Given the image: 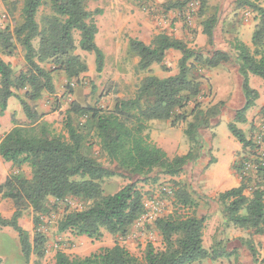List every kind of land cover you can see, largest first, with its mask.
<instances>
[{
  "label": "trees",
  "instance_id": "obj_1",
  "mask_svg": "<svg viewBox=\"0 0 264 264\" xmlns=\"http://www.w3.org/2000/svg\"><path fill=\"white\" fill-rule=\"evenodd\" d=\"M182 1H174L168 9L179 10L190 0ZM197 1L201 15L206 0ZM236 3L238 8L252 12L256 23L250 46L237 40L232 43L235 58L219 50L205 55L165 33L156 35L148 45L138 39H129L128 50L138 59L137 70L146 74L134 96L127 100L115 98L109 110L72 101L64 115V137L53 130L30 102L40 101L45 93H54L56 73L65 76V88L72 93V81L87 72L86 63L76 54L77 48L93 54L95 71L102 73L104 55L95 43L98 30L93 13L86 10L84 0H23L21 24L12 31L0 32L1 51L12 55L16 42L22 47L27 66L26 72L14 76L11 66L0 57V117L7 110L9 99L13 98L19 103L27 123L17 125L12 119L13 127L0 137V158L14 169L0 185L1 197L14 205L9 219L0 216V227L11 228L17 234L26 261L31 256L41 260L45 255L47 238L38 231V225L42 217L50 215L49 200L54 201L53 209L67 198L86 204L82 210L64 211L57 223V231L61 234L69 233L92 241L101 240L104 232L126 237L145 214L143 195L134 183L105 195L102 183L114 173L88 155L86 147L91 145L92 139L96 140L111 164L142 181H147L152 173L171 178L179 176L187 165L201 158L200 130L210 127L211 120L218 116L224 105L218 102L203 108L197 102L201 94L198 76L203 70L232 61L237 66L244 98L243 106L228 124L229 133L242 149L230 166L239 183L219 193L215 203L220 208L225 227L264 236V133L257 140L249 139L237 126L247 123L246 114L259 99V93L250 86L249 77L261 79L264 85V8L258 0H236ZM41 9H47L49 13L40 16L38 22ZM216 24L215 15L201 23L202 35L209 46L214 43ZM75 33L78 34L77 42ZM170 50L180 54L177 73L158 78L151 69L157 65L169 73V66L164 67V62ZM152 122H169L172 128L186 123L183 135L189 144L188 151L169 158L150 140L148 125ZM212 164H215L214 159L208 166ZM23 166L29 168V178L21 173ZM174 196L175 205L191 213L168 215L155 221L154 227L162 241L161 249L148 243L141 259L119 243L85 257L70 258L58 251L55 264H194L221 256L218 249L209 252L204 248L203 230L207 218L195 215L196 207L190 195L180 187ZM27 209L35 215L32 239L19 225V219ZM243 242L253 261L257 262L258 255L252 242ZM231 255L226 254L227 257ZM261 262L264 264V259Z\"/></svg>",
  "mask_w": 264,
  "mask_h": 264
},
{
  "label": "rangeland",
  "instance_id": "obj_2",
  "mask_svg": "<svg viewBox=\"0 0 264 264\" xmlns=\"http://www.w3.org/2000/svg\"><path fill=\"white\" fill-rule=\"evenodd\" d=\"M84 1L86 10L93 13L92 18L98 30L95 43L104 55L102 73L98 74L95 71L93 54L77 48L76 54L86 63L87 72L78 80L72 81L70 85L72 93L69 94L65 88V76L56 73L54 93H45L40 101L30 102L32 107L34 106L44 115L43 119L53 130L64 137H66L63 127L64 115L72 101L109 110L112 109L115 98L127 100L134 96L137 86L146 74L137 70L138 59L128 50L129 39H138L148 45L156 35L165 33L184 41L192 49L201 50L205 55L219 50L230 53L232 58H235L236 53L232 50V43L237 40L251 45L249 33L254 28L253 22L256 23L254 14L247 8H238L236 0H206L201 15L199 3L190 12V21H186L184 12L187 3L191 0L179 10L168 8L174 1L183 2L182 0ZM258 3L264 8V0H258ZM22 5L23 0H0V32L12 31L21 24ZM96 11L99 13H95ZM48 13L47 9H41L37 21L39 22L40 16ZM213 15L217 18V24L213 31V46H209L206 37L202 35L201 23ZM74 38L77 42V33L74 34ZM0 57L11 66L14 76L26 72L24 53L16 42L12 55H6L0 49ZM179 58L178 52L168 51L165 55L164 67L169 66L170 72L167 73L162 67L154 65L151 73L158 78L175 75ZM198 80L201 84V94L197 102L203 108L212 107L218 102H223L224 105L219 110L218 116L211 120L210 127L200 130L203 142L201 158L187 165L179 176L171 178L152 173L147 181H142L140 177L130 176L111 164L99 149L96 140L92 139L91 145L86 147L85 151L88 155L114 173L102 183L105 195L113 194L129 183H134L143 195L145 214L131 227L126 237L119 238L104 232L101 240L92 241L86 237H73L69 233L61 234L57 231V223L64 211L82 210L86 204L80 200L67 198L53 209L51 206L54 201L49 200L50 215L42 217L38 225V231L47 238L43 259L38 260L35 256H31L26 261L22 257L17 234L11 228L0 227L1 264H55V254L58 251L70 258L85 257L99 250L111 248L115 243H119L133 256L141 259L148 243L155 249H161L162 241L154 227L158 218L191 213L190 210L175 205L174 195L180 187L185 189L195 203V215L199 218H207L203 230L204 248L209 252L218 249L221 254L216 259H206L194 264H263L261 260L264 259V236H256L252 231L225 227L220 208L215 203L219 193L239 183L238 178L233 172L231 173L230 165L234 161V156L241 153L242 149L228 131V124L233 122L235 112L244 103L236 63L232 61L213 69L203 70ZM15 106L20 107L15 99L14 101L11 99L8 111L12 114L9 118L0 120L2 123L0 137L13 127L12 119H15L17 125L27 124L23 114L12 111ZM262 109H264V92L260 90L255 106L246 114L247 123L237 125L249 139L257 140L258 136L264 133ZM185 128L186 123L172 128L169 122H152L148 125V133L150 140L172 158L184 155L188 151L189 144L183 135ZM212 159L215 160V164L208 166ZM24 167L27 170L26 172L21 170V173L25 177L30 176L28 167ZM222 170L226 175L220 182L216 179L218 178L216 172ZM155 176L156 178L152 179ZM153 206L155 209L152 208ZM13 211V203L0 195V216L9 219ZM34 216L31 209H27L19 219L21 228L26 230L31 227L29 230L31 239L34 234L32 229ZM244 240H250L255 247L257 262L253 261L244 245ZM230 253L232 255L227 257L226 254Z\"/></svg>",
  "mask_w": 264,
  "mask_h": 264
},
{
  "label": "crops",
  "instance_id": "obj_3",
  "mask_svg": "<svg viewBox=\"0 0 264 264\" xmlns=\"http://www.w3.org/2000/svg\"><path fill=\"white\" fill-rule=\"evenodd\" d=\"M254 25H255V23L253 22V27H254ZM252 30H253V28L250 30V33H249V35L251 36V34H252ZM199 39V38H198ZM245 45H247V46H250L248 43H245V42H243ZM249 83H250V86L253 88V89H255L258 93H259V95H260V90H262L263 92H264V85H263V82H262V80L261 79H259V78H257V77H254V76H250L249 77ZM12 99V101H14V99L13 98H11ZM11 99H9V101H8V106H9V102L11 101ZM8 107H7V110L5 111V113H4V115H3V117H0V120H3V119H6V118H9L10 117V115L12 114V112H10V111H8ZM13 112H15L16 114L17 113H21V114H23L22 113V109L19 107V106H15L14 107V109L12 110ZM15 118H16V116L15 115H13ZM1 121H0V126H1ZM231 166V165H230ZM29 169V168H28ZM22 171H24V172H26V170H27V168H25L24 166L22 167V169H21ZM12 171H14V169L12 168V165L10 164V163H5L2 159H0V185H2L4 182H5V180H6V178L9 176V174H10V172H12ZM30 171V170H29ZM230 171H231V173H232V170H231V168H230ZM30 173V172H29ZM216 177H218V178H216L218 181H222L221 180V178L222 177H224L226 174L224 173V170H222L221 172H216ZM215 175V174H214ZM213 175V176H214ZM26 177L27 178H29L30 176L29 175H26ZM215 178V177H214ZM220 178V179H219ZM238 185V184H237ZM236 187V186H235ZM234 188V187H233ZM31 229V227H29V228H26V230L25 231H27V232H29V230ZM32 229H33V227H32Z\"/></svg>",
  "mask_w": 264,
  "mask_h": 264
},
{
  "label": "built area",
  "instance_id": "obj_4",
  "mask_svg": "<svg viewBox=\"0 0 264 264\" xmlns=\"http://www.w3.org/2000/svg\"><path fill=\"white\" fill-rule=\"evenodd\" d=\"M198 5H199V2L197 0H191L190 2L187 3L186 10L184 12L186 21H190V16H191L190 12H192ZM152 208L155 209L154 206Z\"/></svg>",
  "mask_w": 264,
  "mask_h": 264
}]
</instances>
